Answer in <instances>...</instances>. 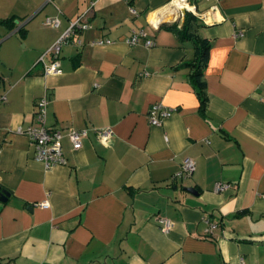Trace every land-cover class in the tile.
I'll list each match as a JSON object with an SVG mask.
<instances>
[{
	"label": "crops",
	"instance_id": "1",
	"mask_svg": "<svg viewBox=\"0 0 264 264\" xmlns=\"http://www.w3.org/2000/svg\"><path fill=\"white\" fill-rule=\"evenodd\" d=\"M185 2L0 0V18H14L0 22V264H264V0ZM184 9L211 43L203 112L174 67L194 54L173 28ZM84 11L88 26L46 52ZM140 29L152 45L127 42ZM53 59L59 70L45 71ZM42 96L62 131L65 162L51 167L17 131ZM154 102L172 108L160 123ZM71 127L88 129L77 146ZM185 156L192 173L173 178Z\"/></svg>",
	"mask_w": 264,
	"mask_h": 264
},
{
	"label": "built area",
	"instance_id": "2",
	"mask_svg": "<svg viewBox=\"0 0 264 264\" xmlns=\"http://www.w3.org/2000/svg\"><path fill=\"white\" fill-rule=\"evenodd\" d=\"M186 0H178L183 4ZM132 13H136V9L130 7ZM87 11L82 12L75 20L70 22L69 27L59 36V38L47 49L46 52L51 53L54 57L58 55L62 42L70 36L75 30L82 29L88 26L86 20ZM45 24H50L53 26L58 25V18L47 16L44 21ZM239 33V32H237ZM140 38L145 39L146 45H152L153 41L150 38L146 37L144 30H133L130 36L127 39L129 44H136ZM106 42H111L109 38L105 39H93L89 41L92 45L103 44ZM78 44H81L82 41L80 39L77 40ZM45 71L49 70H59V64L57 59H53L50 63L45 65ZM48 100L45 96L37 98L35 101V123L27 124L26 126H18L17 131L26 134L28 137L30 144L34 148V158L41 160L45 166L51 167L56 164H61L65 162V156L61 147V137L62 131L58 128H50L45 123L46 110H47ZM172 108L163 105L160 102H154L149 110H148V118L152 123H160L161 119L165 116L170 115ZM93 131L96 135L102 139L106 140L110 134L111 129L109 127H95ZM88 133L87 128H74L71 127L67 130L66 134L69 137L73 146H77L80 144L81 138L86 136ZM195 167V160L190 156H185L180 164V168L176 170L172 177H187L189 176ZM227 183L218 182L216 184L217 189H224L227 187ZM36 205L39 206H47L48 201L42 200L40 202H36ZM156 222L160 226L162 230L167 231L172 224L171 218L167 216L157 215L155 217ZM209 228L216 226L215 222H210Z\"/></svg>",
	"mask_w": 264,
	"mask_h": 264
},
{
	"label": "trees",
	"instance_id": "3",
	"mask_svg": "<svg viewBox=\"0 0 264 264\" xmlns=\"http://www.w3.org/2000/svg\"><path fill=\"white\" fill-rule=\"evenodd\" d=\"M0 22H4L9 28H12L14 25V18L11 16L0 18ZM201 26L202 22L199 17L195 13L186 10L182 25L177 28L176 24H174L173 28L181 38L191 40L193 43V57L190 60L179 62L174 67L187 68V79L198 98L199 109L203 112L207 105V87L204 69L208 62L211 43L208 38L201 34ZM18 29L22 35L25 33L22 24L18 26ZM239 211L243 212L244 209Z\"/></svg>",
	"mask_w": 264,
	"mask_h": 264
},
{
	"label": "water",
	"instance_id": "4",
	"mask_svg": "<svg viewBox=\"0 0 264 264\" xmlns=\"http://www.w3.org/2000/svg\"><path fill=\"white\" fill-rule=\"evenodd\" d=\"M186 9L183 10V12H185ZM185 189L189 190V191H193L194 189L192 187H185ZM9 195V192L6 189H1L0 188V199L1 200H5L6 197Z\"/></svg>",
	"mask_w": 264,
	"mask_h": 264
},
{
	"label": "bare ground",
	"instance_id": "5",
	"mask_svg": "<svg viewBox=\"0 0 264 264\" xmlns=\"http://www.w3.org/2000/svg\"><path fill=\"white\" fill-rule=\"evenodd\" d=\"M177 2H178V0H176ZM179 3H181V2H179ZM184 6H187V3L184 1ZM190 8V7H189Z\"/></svg>",
	"mask_w": 264,
	"mask_h": 264
}]
</instances>
